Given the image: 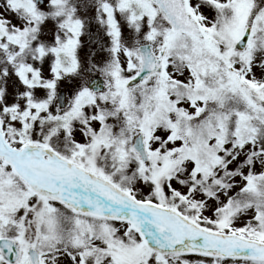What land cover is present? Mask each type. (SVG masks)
I'll list each match as a JSON object with an SVG mask.
<instances>
[{"label":"snow or ice","instance_id":"6c2138e0","mask_svg":"<svg viewBox=\"0 0 264 264\" xmlns=\"http://www.w3.org/2000/svg\"><path fill=\"white\" fill-rule=\"evenodd\" d=\"M0 264H264V0H0Z\"/></svg>","mask_w":264,"mask_h":264}]
</instances>
